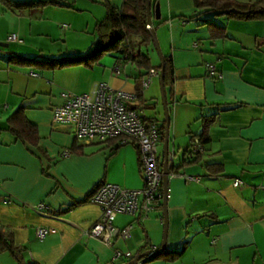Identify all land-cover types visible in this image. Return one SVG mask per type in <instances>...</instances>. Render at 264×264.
Wrapping results in <instances>:
<instances>
[{
	"label": "crops",
	"instance_id": "1",
	"mask_svg": "<svg viewBox=\"0 0 264 264\" xmlns=\"http://www.w3.org/2000/svg\"><path fill=\"white\" fill-rule=\"evenodd\" d=\"M55 1L63 5H49L74 10L68 0ZM122 1L111 0L118 7ZM86 2L93 3L80 4L87 7ZM152 4V25L163 56L172 64L168 150L175 165L168 168L182 176L169 175L167 182L166 252L146 264H264V20L203 12L193 0ZM22 17L28 18L26 27ZM11 34L24 40L8 42ZM38 35V7L17 10L0 4V42L7 44L0 47V226L24 247V260L37 264H114L119 261L112 260L114 249L139 253L159 248L162 205L146 217L117 215L115 226L132 228L131 236L115 240L113 247L84 234L101 213L97 204L85 200L96 186H143L138 151L131 143L111 151L106 143L92 142L84 143L86 148L78 145L82 150L73 154L71 129L52 123V109L62 102L61 95L54 102L44 101L40 96L47 88L38 82V66L6 59L12 51H37ZM115 65L114 59L92 68L66 67L59 75L45 72L72 93L87 92L96 82L135 92L137 75L126 74L125 67L116 73ZM158 88L161 92L160 83ZM20 106L36 126L32 141H22L7 129V118ZM214 115L203 151L197 159L190 157L186 151L202 132V119ZM148 117L159 124L165 121L163 105ZM55 137L70 156L62 150L61 159L57 157ZM158 161L163 162L162 141ZM213 165H220L221 172L210 171ZM234 179L242 185L234 186ZM39 204L46 209L38 210ZM38 227L47 230L43 238L36 235ZM7 254H0V264H16Z\"/></svg>",
	"mask_w": 264,
	"mask_h": 264
},
{
	"label": "built area",
	"instance_id": "2",
	"mask_svg": "<svg viewBox=\"0 0 264 264\" xmlns=\"http://www.w3.org/2000/svg\"><path fill=\"white\" fill-rule=\"evenodd\" d=\"M7 41L22 42V39L11 34ZM213 70L210 67V71ZM115 72L118 73L119 69L115 68ZM157 73V70H150L142 87L147 88L151 77ZM61 97L62 102L52 109V123L69 127L76 141L92 143L117 138L120 144L131 143L137 148L143 186L140 189H129L103 182L89 198V202L100 207L101 213L84 234L113 247L115 240H126L131 236L132 224L122 228L114 225L117 215L146 217L149 212L161 207L163 172L158 161V146L161 142L158 122L146 116L141 108L135 107L137 96L134 92L115 89L105 82H96L84 93L64 92ZM188 149L193 153H201L203 145L195 137ZM172 154L168 153V167L172 165ZM169 175L182 176L176 172ZM186 178L197 180V177ZM242 183L240 179L232 182L236 187ZM36 208L43 210L46 206L39 204ZM46 233L43 227L36 229L39 238H43ZM132 256L129 251L114 249L112 260L131 259Z\"/></svg>",
	"mask_w": 264,
	"mask_h": 264
},
{
	"label": "trees",
	"instance_id": "3",
	"mask_svg": "<svg viewBox=\"0 0 264 264\" xmlns=\"http://www.w3.org/2000/svg\"><path fill=\"white\" fill-rule=\"evenodd\" d=\"M90 1L100 2L105 9V16L103 19L97 20L94 24L96 39L87 53L52 58L41 54L27 57L16 52H9L6 59L8 62L14 64H26L28 66L37 65L40 68L48 69L69 66H84L86 68H92L102 55L107 52L114 57L116 64L115 68H118L119 71L121 68H124L126 64H131L138 71V74L135 77L136 90L134 93L137 96L135 107L141 108L142 110L145 108H154V104L145 103L146 100L143 98L144 88L142 87V83L150 70L154 69L150 63L149 55L143 51V47L147 48L148 46L153 45L151 36L146 27L145 0H123L119 7L115 6L111 0ZM193 2L196 9L203 12H216L217 14H223L228 18L238 20H264V0H256L255 2H243L239 0H193ZM0 4L8 9L14 8L17 10L37 7L41 8L48 4L63 5L55 0H0ZM152 5L151 0V8ZM197 15L198 14L194 17ZM163 59L164 90L167 87L169 88L168 95H166V102L168 105L173 79L172 64L170 57L163 56ZM160 68L161 62L154 70L158 71ZM214 117L215 115L202 119V132L199 134V137H197L202 145L209 140L207 129L209 124L214 121ZM149 118L157 121L153 117ZM6 122L7 129L22 141H32L33 139H36V126L26 118L24 107H18L11 115H9ZM158 130L160 141H162L165 131V121L161 124L158 122ZM75 143L71 150L73 152L82 150V146H78L76 145L77 143ZM100 143H106L111 151H115L121 145L117 138L109 139ZM186 153L192 155L190 156L192 158L195 156V159L200 155V153H193L192 151H189V149ZM208 169L214 172V174L221 172L220 165H213L212 167H208ZM100 185L96 186L87 194V197L85 198L86 201H89V198ZM146 247L147 246L145 245L142 248L145 249ZM23 250L24 247L14 243L12 232L7 231L0 226V254L7 252L15 260L16 264H37L36 262L25 261L22 255ZM165 252L166 251L161 254H164ZM158 256L149 260L155 259ZM128 260L130 259H122L118 262H113L114 264H120Z\"/></svg>",
	"mask_w": 264,
	"mask_h": 264
},
{
	"label": "rangeland",
	"instance_id": "4",
	"mask_svg": "<svg viewBox=\"0 0 264 264\" xmlns=\"http://www.w3.org/2000/svg\"><path fill=\"white\" fill-rule=\"evenodd\" d=\"M80 1L83 0H78L77 2H74L73 0L66 1L67 3L70 2L72 4L71 7H73L74 10H69L70 7L63 8V6H56V5L53 6L49 4L46 5L44 8L41 9L38 8V34H39L38 50L29 51L27 55L24 54L22 55L34 56L36 54L38 55L41 54L47 57L54 58L60 56H74V55L87 53V51L90 49V47L92 46L93 42H95L96 39V35L94 33V24L97 20H101L104 18L105 9L98 1H94L93 3L86 2L87 3L86 5H89L87 7H84L83 4H80ZM85 1L87 0H84V3ZM93 8H97V10L94 11ZM19 19L20 21H22V25L26 27L28 18L22 17ZM143 51L149 55L150 63L152 67L154 69L157 68L161 61L158 53L154 49V46L150 45L147 48L143 47ZM12 52H16V51H12ZM106 60L110 62L114 61V57L106 52L102 55V57L98 60L97 63L101 64L104 63ZM96 64H94L93 66H95ZM69 67H73V66H69ZM64 68L48 69V68L38 67V75H39L38 82H42L46 86L47 88L46 91L48 93L40 96L43 97L42 99H44V101L45 100L47 101V99H49L50 102H54V98H59L62 92L63 93L70 92L64 90V88L60 87L55 82H53L51 76L47 72H45V71H50V72L53 71L55 72V74L58 73L59 75L60 71H62L61 69ZM124 70L126 74H130V73H132L133 75L138 74V71L131 65H125ZM147 78L148 75L146 76L145 79ZM158 85H159V78L158 76H154L151 77L150 86L147 89L144 88L143 98L144 100H146L145 103L155 104L154 108L143 109V113L147 116H154L159 111H162V103H161L162 98L159 88L157 90ZM154 89L156 90L155 93L156 95H151V91ZM41 131L42 133H44L43 129ZM70 135L71 137L69 139L73 138V134ZM54 139L55 140L53 142L54 144L52 145V147L56 150V152H58L57 157L61 159L62 156L59 154L63 150L62 141L57 140L56 137ZM76 143L77 145H82L84 148L89 147L86 146L82 141H77ZM64 150L62 154L66 152L67 155H63V156L65 157L70 156V151L67 149L66 151ZM73 154H75V151L73 152ZM161 227H162L161 236H163V226L161 225ZM131 253L134 256L136 253V249L132 250ZM146 263H148V261L144 262L143 264ZM138 264H142V263H138Z\"/></svg>",
	"mask_w": 264,
	"mask_h": 264
},
{
	"label": "water",
	"instance_id": "5",
	"mask_svg": "<svg viewBox=\"0 0 264 264\" xmlns=\"http://www.w3.org/2000/svg\"><path fill=\"white\" fill-rule=\"evenodd\" d=\"M145 12H146V27L147 30L151 36L154 49L158 53L161 61V68L157 71L159 74V83H160V89H161V98H162V105L164 110V116H165V131L164 136L162 139L163 144V162L161 164L163 177H162V191H163V198H162V217H163V239L161 242V245L157 249H145L143 251H140L139 253H136L132 259L129 261H126L124 263L120 264H138L148 261L149 259L161 254L164 251L165 248V239H166V230H167V206H166V193H167V182L169 178V168H168V141H169V109L166 102V95L164 90V84H163V76H164V65H163V54L161 52L154 27L152 25V13H151V0H145ZM6 43H0V47L6 46ZM172 162L174 164V154H172ZM175 165V164H174Z\"/></svg>",
	"mask_w": 264,
	"mask_h": 264
}]
</instances>
